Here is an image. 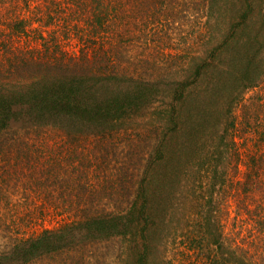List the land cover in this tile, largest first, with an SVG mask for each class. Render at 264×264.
I'll use <instances>...</instances> for the list:
<instances>
[{"label": "trees", "instance_id": "16d2710c", "mask_svg": "<svg viewBox=\"0 0 264 264\" xmlns=\"http://www.w3.org/2000/svg\"><path fill=\"white\" fill-rule=\"evenodd\" d=\"M196 2L200 24L167 53L168 26ZM0 48L10 84L0 89V154L9 162L14 152L31 173L32 163L53 169L24 181V197L65 219L28 235L24 216L4 213L2 230L16 235L0 264H102L86 255L91 246L128 235L139 255L124 264H148L160 251L155 231L173 229L194 252L188 264H264V251L256 260L242 241L226 244L222 219L232 194L264 226L248 203L261 164L242 151L248 129L234 113L246 90L264 89V0H0ZM251 114L264 138V102ZM52 142L54 153H38ZM260 231L250 230L258 248Z\"/></svg>", "mask_w": 264, "mask_h": 264}, {"label": "rangeland", "instance_id": "374dc122", "mask_svg": "<svg viewBox=\"0 0 264 264\" xmlns=\"http://www.w3.org/2000/svg\"><path fill=\"white\" fill-rule=\"evenodd\" d=\"M182 9L183 6L181 5L178 9V12L180 13V10ZM194 10L195 11L193 14H191V11H193L191 10L189 11V14H186V18L183 16L178 20V22H175L172 25L168 26V33H171L168 41H171V44L165 46V49H167V53H175L176 51H179V37L181 35L187 36L189 31L192 30L194 26L200 24V18L202 17V5L199 8L197 3V7H195ZM177 16L178 14L172 13L171 19H174ZM5 41H9L11 43V40L7 38L5 39ZM158 47L155 49V51L158 49ZM154 57L157 58V55ZM178 70L179 69H175L172 70V72L175 73ZM1 79L3 80L0 81V89H4L8 87V85H10L6 79L2 77ZM258 102H264V89L262 87L248 89L244 93L243 104L238 105L234 109V113L237 117L236 120L238 121L237 124L240 129H248L247 132L246 130L239 132L240 134L244 136L247 135L249 137L247 138V140H249L247 141V146L245 144H240L242 151H245V149L252 147V149H254V151H257L258 153H256L255 160L261 164V167L257 170V172L255 171L253 173V177L256 181H254L253 189L250 192L252 197L251 199H248V203L252 208H254V210L256 208H258L259 211L261 210L260 219L261 222L263 221L264 223V157H262L261 159L259 158L262 153L264 154V138L261 137L257 130H255L257 121L252 125L253 121L255 120V115L253 116L251 114L253 105ZM251 103V107L246 106L250 105ZM246 113H249L247 117ZM126 125L128 126V124ZM241 132H243L244 134ZM124 133L125 131L123 130L122 134L124 135ZM240 138L244 139L243 137ZM50 140H52V138H50ZM119 141L120 139H118V142ZM119 143L122 148L128 150V141L122 139V141H120ZM57 148V145L52 142V145L50 144L47 146L38 147V153L45 154L46 151H52V153H54L53 149L55 150ZM9 155L10 160L9 162H7V159L3 158L0 154V251L11 247L10 241L12 240V237L16 235L15 233L10 232V229H5L6 231L2 230L4 222L7 219V216L4 213H15V217H17V215L24 216L26 229L25 232L28 233V235H37L39 233H42L47 228H57L65 221V219L61 218L56 207L54 208V206H43L40 199H37V203L35 201L31 202V200L27 201L28 199L24 197V194L27 192L29 193V190L32 188L31 186H25L24 184H22L24 181H28V179L42 178V176L44 177V174L46 175V178L48 177L49 179H52L51 175L55 176V172H53V169L50 170V172H48L47 174L45 168L43 169V166L41 164L32 163L30 164V169H32L34 172L31 173L30 170L26 168L27 166H25V163L23 161H19V163L15 164L16 158H13L15 157L14 152H9ZM242 157L246 158L245 155H243ZM110 165L114 166L112 164ZM65 167L66 166H64V168ZM233 170L235 174V177H233L234 182L238 183V181H241L239 182L241 184L243 181L248 180L247 175L249 169L243 162L240 163V167L237 172H235V169ZM4 181L8 184V187H2V182ZM240 184L236 188H239ZM232 196L233 195L231 194V197ZM231 197L227 199L225 208L223 209V211H226V214L225 212L222 214L224 225V240L226 244L233 249H235L237 246L238 248H242V246L247 248L249 257H252L253 259L255 257V259L258 260V255H260L264 251V241L262 242V246H260V248H258L256 244H252L251 239L254 241L255 238L250 237V230L253 229V231L257 234V230L259 229V227H261L262 233L261 231L260 233L263 235L264 226L259 225V220L256 218H254L255 221L252 222L253 220L249 219V213L245 210V206H238L235 198ZM164 208L165 203L162 204V207L160 209L161 212L164 211ZM238 211L241 213H239ZM172 215L176 219L174 220V222L178 223L181 218V213L178 212ZM130 236L131 235H128L126 239L118 237L117 239H115L114 243H98L97 245H95V248H93L94 246H91L86 255H88V258H90V260H92L96 258L95 256L97 254V257H101L102 264H124L125 260L127 259V255H129L128 253L132 252V258L134 259V261H136L139 254L137 253V251L131 250L133 242L130 240ZM153 237L154 239L160 238L158 240L160 251H158V253L156 249H154V253L153 251H150L148 264H156L158 256L162 260L163 264H188L187 260L189 258L194 261L195 257H192L194 256V252L182 242L181 233L176 232L173 229L171 230V234L162 235L159 230H156L153 234ZM241 241L243 243L242 246L240 245ZM122 247H127L129 250H125ZM203 262L204 260H201V262L198 264H203ZM43 264H46V261H44ZM194 264H196V262H194Z\"/></svg>", "mask_w": 264, "mask_h": 264}]
</instances>
